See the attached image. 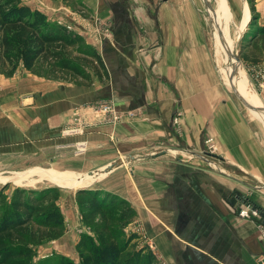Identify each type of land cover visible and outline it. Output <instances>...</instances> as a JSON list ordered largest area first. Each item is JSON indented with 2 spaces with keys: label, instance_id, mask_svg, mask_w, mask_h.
Listing matches in <instances>:
<instances>
[{
  "label": "crops",
  "instance_id": "obj_1",
  "mask_svg": "<svg viewBox=\"0 0 264 264\" xmlns=\"http://www.w3.org/2000/svg\"><path fill=\"white\" fill-rule=\"evenodd\" d=\"M91 1L113 20L114 36L98 48L108 77L61 83L21 69L0 84V147L56 154L64 171L56 172L73 178L107 174V188L136 207L161 264H264V147L222 86L203 16L192 0H164L165 7L135 13L117 0ZM258 96L264 105V91ZM102 98L120 110L140 109L147 120L91 121L83 135L66 130L71 110ZM209 140L220 153L217 172L154 152L165 144L200 152ZM246 206L260 208L261 216L242 218Z\"/></svg>",
  "mask_w": 264,
  "mask_h": 264
},
{
  "label": "rangeland",
  "instance_id": "obj_2",
  "mask_svg": "<svg viewBox=\"0 0 264 264\" xmlns=\"http://www.w3.org/2000/svg\"><path fill=\"white\" fill-rule=\"evenodd\" d=\"M192 1L194 8L200 12L210 29L211 38H213L212 41L214 42L215 48V60L219 69L222 86L226 89L227 95L237 102L241 106L244 114L252 120L251 122H253L257 128L254 130V133L256 136H259L264 147V117L260 114V110L258 115L259 118L254 116L251 110L241 103L232 90L229 76L232 74L233 69L231 68V72H227L224 68L228 58L226 45L221 40L222 38L227 40L230 48L233 49L235 42L240 37L241 43H238L240 57L243 45L249 44L254 40L258 42V46L260 47V50H262L264 48V41L258 37L256 38L257 35L254 37L255 39H252V37L255 34V26L264 24L261 20L262 12L264 11V0L255 1L258 18H254V20L249 0ZM23 2L46 13L52 22L65 25L68 29L84 37L86 42L96 48L97 51L105 40L114 36L113 20L100 14L102 7L100 9L98 8L100 12H96L95 9L90 8V4L93 2L91 0H23ZM95 2L97 3V0ZM116 2L120 4L117 7H121V9L133 13H135L136 10L144 8L165 7L164 0H117L113 3ZM100 3L104 8L112 10V8L107 6L106 2ZM246 4L248 5L249 10L245 7ZM54 16L55 18H53ZM249 18H251V21L247 27ZM212 25L214 26V29ZM244 28L245 30L242 33ZM75 55H77V52H74V56ZM261 57L263 58L259 62H245L241 57L243 64V68L241 67V69L243 70L242 74L244 75L238 73L234 78L235 86L248 101L253 99V102H257L256 94L251 90L250 85L255 89L256 93L264 91L255 80L256 74L259 75V72L264 71V54L261 55ZM84 64L88 69L89 78L77 77L71 73L62 71L49 72L47 68L45 66L43 67V65L41 66V64L34 70H28L23 64H20L14 71H12L10 67H6L4 71L0 70V84L4 85L8 83L10 78H14L17 74L20 75L19 71L23 68L26 73L29 72L33 75L47 78L51 82H71L91 85L95 78L105 79L108 77L105 74V70L100 69V66L97 65L96 61H89V63ZM252 71H254V73H252ZM240 76L243 79H240ZM100 101L111 102L112 105L115 106L116 111L119 114H122L123 117L118 120L112 118L99 120L97 118H92L90 115H85V117L78 122L74 120L71 121L76 107L74 110H71V113H69V116L66 118V130L70 131L73 135H83L86 133V126L90 124L91 121L117 125L120 123H130L136 119L147 120L140 109L120 110L112 99L102 98L89 103ZM180 115L181 113L177 112L173 118V124L176 127L175 131L179 137L182 135V129L178 122L181 119ZM177 117L180 118L177 119ZM205 144L206 146H204L200 152L190 149H182L180 148V145L176 144L161 145V147L157 148V151L155 150L154 152H156V156L169 154L175 161H183L202 169L204 167V169L216 172L221 170V166L219 165L220 162L214 157L220 154L215 140H210V142L208 141ZM21 147L23 146L18 147L20 148L18 149V153H10L7 152V150L4 151V148L0 147V194H3L4 199L9 201L15 194L17 188L36 190L38 192L51 187L57 188L59 195L57 203L64 215L62 235L58 238L43 240L41 243L35 245L36 255L33 259V264H60L63 260L62 258L79 263L80 259L77 249L78 242L84 233L93 234L92 226H90V224L82 217L80 205L77 200L78 192L82 187L99 190L100 198L106 199L109 204L113 203L114 205L111 207V211L118 216L125 217L126 214L131 213L133 210L136 216L128 224L126 232L128 235L130 233H137L142 236L140 239L134 241V244L137 246L149 245L146 241L147 236L143 230V225L139 222V215L136 207L125 197L108 189L109 187L107 188L106 177H104L107 174L98 180H96L95 175L92 174L83 176L82 178H73L66 174H58L56 171L61 170L58 163L59 156H56V154H54V156L53 154L52 156L30 155L27 154L25 147ZM158 152L161 153L158 154ZM201 158L209 161L203 162ZM117 163L122 165V161ZM60 172L64 171L61 170ZM80 180H83L84 182L80 183ZM89 180L96 181L89 185ZM73 183H77L78 185ZM255 185L258 187L263 186L261 183H255ZM121 199H125L129 203V206L118 204ZM130 208L132 210H130Z\"/></svg>",
  "mask_w": 264,
  "mask_h": 264
},
{
  "label": "trees",
  "instance_id": "obj_3",
  "mask_svg": "<svg viewBox=\"0 0 264 264\" xmlns=\"http://www.w3.org/2000/svg\"><path fill=\"white\" fill-rule=\"evenodd\" d=\"M255 1L249 0L253 20L258 18ZM254 33L252 39L257 35L264 41V24L255 26ZM263 54L264 48L260 50L255 40L241 50L245 62H259ZM89 61H96L108 76L101 55L84 37L52 22L46 13L23 0H0L1 71L6 67L14 71L20 64L34 70L41 64L49 72L89 78L84 64ZM99 192L79 190L80 211L93 234L84 233L78 242L79 263L62 258L60 264H161L149 245L134 244L141 235L127 234L135 212L130 208L127 217L112 213L114 204L101 199ZM58 200V189L53 187L39 192L17 188L9 201L0 194V264H33L35 245L62 235L64 215ZM118 204L129 206L125 199Z\"/></svg>",
  "mask_w": 264,
  "mask_h": 264
},
{
  "label": "built area",
  "instance_id": "obj_4",
  "mask_svg": "<svg viewBox=\"0 0 264 264\" xmlns=\"http://www.w3.org/2000/svg\"><path fill=\"white\" fill-rule=\"evenodd\" d=\"M252 73H254V71H252ZM255 80L257 84L262 89H264V71L259 72V75L256 74ZM85 115H88V116L90 115L92 116V118H97L99 120H104L106 118H112L114 120H118L123 117L122 114H119L116 111L115 106H113L111 102L100 101V102H95V103H87V104L77 107L71 118V121L74 120L78 122L82 120L85 117ZM178 118L179 117H177V119ZM239 214L242 218L254 219V218H259L261 216V210L258 207L246 206L240 210Z\"/></svg>",
  "mask_w": 264,
  "mask_h": 264
},
{
  "label": "bare ground",
  "instance_id": "obj_5",
  "mask_svg": "<svg viewBox=\"0 0 264 264\" xmlns=\"http://www.w3.org/2000/svg\"><path fill=\"white\" fill-rule=\"evenodd\" d=\"M245 7L249 10V7H248V5L246 4L245 5ZM249 20H250V18H249ZM213 26V25H212ZM213 29H214V26H213ZM245 30V28L242 30V33H243V31ZM241 33V34H242ZM222 35V34H221ZM239 39H240V37H239ZM239 39L235 42V44H234V47H233V49H231L230 48V46H229V42H227V40H225L224 38H222L221 40L225 43V45H226V49H227V62L225 63V65H224V68H225V70L228 72V71H230V69L232 68L233 70H232V74L229 76V78H230V82H231V87H232V90H233V88H235L239 93H240V91L238 90V88L235 86V83H234V78L236 77V75L238 74V73H240V75H244V74H242V69H241V66H240V64L236 61V59L234 58V55L233 56H231V52H233V54H234V51L236 50V47H237V44H238V42H239ZM225 47V46H224ZM223 47V48H224ZM231 72V71H230ZM240 79H243L241 76H240ZM250 85V84H249ZM250 87H251V90H253L254 92H255V94H256V99H257V102H253V99H251V100H249V102H251L252 104H254V105H260V106H262V107H264V105L262 104V102H261V99L259 98V96H258V94L256 93V91H255V89L250 85ZM241 94V93H240ZM242 95V94H241ZM243 96V95H242ZM244 97V96H243ZM254 111V110H253ZM256 112H259V110H255ZM261 111V113L260 114H262L263 115V117H264V111H262V110H260ZM90 181V180H89ZM84 181L83 180H80V183H83ZM88 182V181H87ZM86 183V182H85Z\"/></svg>",
  "mask_w": 264,
  "mask_h": 264
},
{
  "label": "water",
  "instance_id": "obj_6",
  "mask_svg": "<svg viewBox=\"0 0 264 264\" xmlns=\"http://www.w3.org/2000/svg\"><path fill=\"white\" fill-rule=\"evenodd\" d=\"M204 1L205 2H208L210 0H204ZM250 21H251V18H250V20H249V22L247 24V27H248ZM242 36H241V38H242ZM238 43H241V39H239V42ZM233 55H234V58L236 59V61L243 68V64H242L241 57H240L239 44H237V47H236V50L234 51V54H233V52H231V56H233ZM233 91L236 94V96L238 97V99L241 101V103L243 105H245V107H247L248 109H250V110H262V111H264V107H262L260 105H254V104H252L245 97H243L235 88H233ZM117 165H119V164L118 163L117 164H114V166H117ZM81 189H86V187H82Z\"/></svg>",
  "mask_w": 264,
  "mask_h": 264
}]
</instances>
